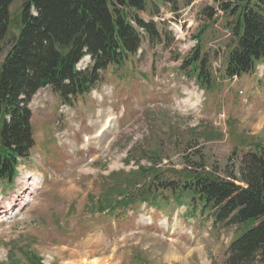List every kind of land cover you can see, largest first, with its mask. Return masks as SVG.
Wrapping results in <instances>:
<instances>
[{
	"label": "rangeland",
	"instance_id": "374dc122",
	"mask_svg": "<svg viewBox=\"0 0 264 264\" xmlns=\"http://www.w3.org/2000/svg\"><path fill=\"white\" fill-rule=\"evenodd\" d=\"M187 3L178 0L175 10L147 0L146 11L137 13L145 22L161 14L175 18L184 37L172 34L166 46L150 45L136 24L137 55L122 70L101 71L90 94L71 105H63L51 88L33 98L36 146L19 166L14 191L0 183V264H12V255L29 264L23 251L45 264H230L229 247L240 226L216 224L215 211L198 207L192 213L189 192L182 193V206L178 193L161 190L155 207L127 208L120 218L97 213L100 193L125 185L140 167L180 186L184 172L195 168L233 180L245 153L264 152V63L238 80L225 78L232 39L226 14L216 11L213 0ZM23 4L13 1L12 21L17 23ZM207 7L217 13L206 15ZM169 21H156L159 30L175 33ZM196 36L214 68L212 86L205 90L189 70L179 72ZM88 64L89 57L78 67ZM107 117L110 127L96 137ZM13 198L10 211L7 201Z\"/></svg>",
	"mask_w": 264,
	"mask_h": 264
},
{
	"label": "trees",
	"instance_id": "16d2710c",
	"mask_svg": "<svg viewBox=\"0 0 264 264\" xmlns=\"http://www.w3.org/2000/svg\"><path fill=\"white\" fill-rule=\"evenodd\" d=\"M13 1L0 0V56L7 50L0 62V179L8 182H13L19 161L27 160L35 147L28 106L44 82L64 103L89 93L101 71L109 65L122 66L137 54L141 37L132 21L144 29L150 44L162 42L155 23L137 14L146 10L147 0H23L17 23L11 20ZM161 1L176 7L178 0ZM214 2L226 14L232 32L225 78L250 74L264 61V0ZM86 56L92 65L79 70ZM181 70H189L203 87L212 84L210 60L200 46ZM159 173L140 167L125 185L103 191L99 210L104 202L122 208L143 203L155 207L161 190L178 193L177 202L184 204L179 199L189 192V206L195 212L198 207L202 212L215 211L216 224L240 226V236L229 247L230 264H264L263 151L245 153L239 177L233 180L199 174L195 168L184 172L186 181L180 186L176 181H160ZM25 257L29 264H42L35 255L25 253Z\"/></svg>",
	"mask_w": 264,
	"mask_h": 264
},
{
	"label": "bare ground",
	"instance_id": "6f19581e",
	"mask_svg": "<svg viewBox=\"0 0 264 264\" xmlns=\"http://www.w3.org/2000/svg\"><path fill=\"white\" fill-rule=\"evenodd\" d=\"M112 122V118L111 117H107L106 119H105V122H104V124H103V126L101 127V130L99 131V132H97V134H96V137H100L107 129H108V127H110V123ZM10 204H12V203H10ZM10 204L8 205V207H9V209H10V211H12L13 210V207H11L10 206ZM8 209V210H9ZM6 211V210H5ZM199 255V254H198ZM80 264H101V262L100 261H98V260H96V261H94V262H91V263H87V262H82V263H80Z\"/></svg>",
	"mask_w": 264,
	"mask_h": 264
},
{
	"label": "water",
	"instance_id": "95a60500",
	"mask_svg": "<svg viewBox=\"0 0 264 264\" xmlns=\"http://www.w3.org/2000/svg\"><path fill=\"white\" fill-rule=\"evenodd\" d=\"M46 86H47V83L44 82V83L42 84V87H46Z\"/></svg>",
	"mask_w": 264,
	"mask_h": 264
}]
</instances>
